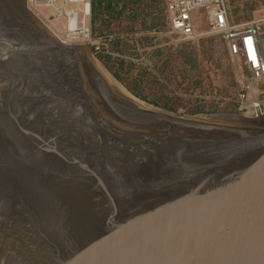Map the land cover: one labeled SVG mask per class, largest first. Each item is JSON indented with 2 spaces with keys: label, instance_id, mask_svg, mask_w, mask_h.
<instances>
[{
  "label": "water",
  "instance_id": "water-1",
  "mask_svg": "<svg viewBox=\"0 0 264 264\" xmlns=\"http://www.w3.org/2000/svg\"><path fill=\"white\" fill-rule=\"evenodd\" d=\"M0 264H264V111L149 106L0 0Z\"/></svg>",
  "mask_w": 264,
  "mask_h": 264
},
{
  "label": "rangeland",
  "instance_id": "rangeland-1",
  "mask_svg": "<svg viewBox=\"0 0 264 264\" xmlns=\"http://www.w3.org/2000/svg\"><path fill=\"white\" fill-rule=\"evenodd\" d=\"M105 2L115 8L94 0L90 19L101 50L43 20L68 46L84 49L134 98L176 116L254 112L253 99L264 101L245 60L233 57L223 38L210 32L203 13L195 15L198 37L188 41L172 32L164 0Z\"/></svg>",
  "mask_w": 264,
  "mask_h": 264
},
{
  "label": "built area",
  "instance_id": "built-area-1",
  "mask_svg": "<svg viewBox=\"0 0 264 264\" xmlns=\"http://www.w3.org/2000/svg\"><path fill=\"white\" fill-rule=\"evenodd\" d=\"M36 15L60 26L64 33L81 43H92L101 50L99 40L93 38L90 19L93 0H26ZM171 30L184 40L198 37L195 15L203 13L212 34L221 36L233 57H242L264 93V60L259 49L260 22L243 25L229 20L226 0H164ZM84 40V42L82 41ZM252 106L263 111L264 101L253 99Z\"/></svg>",
  "mask_w": 264,
  "mask_h": 264
},
{
  "label": "crops",
  "instance_id": "crops-1",
  "mask_svg": "<svg viewBox=\"0 0 264 264\" xmlns=\"http://www.w3.org/2000/svg\"><path fill=\"white\" fill-rule=\"evenodd\" d=\"M229 20L232 24L243 25L260 22L261 38L259 49L264 60V0H226Z\"/></svg>",
  "mask_w": 264,
  "mask_h": 264
},
{
  "label": "bare ground",
  "instance_id": "bare-ground-1",
  "mask_svg": "<svg viewBox=\"0 0 264 264\" xmlns=\"http://www.w3.org/2000/svg\"><path fill=\"white\" fill-rule=\"evenodd\" d=\"M35 13V12H34ZM36 14V13H35ZM39 20H41L40 22L42 23V24H44V25H46L47 26V28L50 30V32L55 36V37H57L60 41H62V43H64L65 45H68V43L65 41V40H63L62 38H61V36H59V35H57L47 24H45V22H44V20L43 19H41V18H39ZM69 37H74V36H71V35H69ZM75 38V37H74ZM82 41H83V39H82ZM94 61V60H93ZM96 63H98V62H96ZM100 65V64H99ZM101 66V65H100ZM102 67V66H101ZM103 68V67H102ZM104 70H105V68H103ZM106 71V70H105ZM107 72V71H106ZM108 73V72H107ZM109 74V73H108ZM110 75V74H109ZM128 94H129V92L124 88V87H122ZM131 95V94H130ZM132 96V95H131ZM133 97V96H132ZM140 101V100H139ZM257 111H259L258 110V108H257Z\"/></svg>",
  "mask_w": 264,
  "mask_h": 264
},
{
  "label": "trees",
  "instance_id": "trees-1",
  "mask_svg": "<svg viewBox=\"0 0 264 264\" xmlns=\"http://www.w3.org/2000/svg\"><path fill=\"white\" fill-rule=\"evenodd\" d=\"M93 2H94V0H93ZM108 2V1H107ZM107 2H105V0H101V5L100 6H102V7H105V8H110V7H112V5H110L109 3V5L108 4H106ZM92 6H93V3H92ZM118 79H119V77L118 76H116ZM135 93V92H134ZM201 112V111H200Z\"/></svg>",
  "mask_w": 264,
  "mask_h": 264
}]
</instances>
